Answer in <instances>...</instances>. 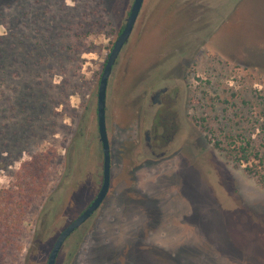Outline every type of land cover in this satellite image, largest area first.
I'll list each match as a JSON object with an SVG mask.
<instances>
[{
  "label": "rangeland",
  "instance_id": "rangeland-1",
  "mask_svg": "<svg viewBox=\"0 0 264 264\" xmlns=\"http://www.w3.org/2000/svg\"><path fill=\"white\" fill-rule=\"evenodd\" d=\"M132 2L0 0V189L36 152L59 156L19 264H46L101 184L98 84ZM165 86L181 129L150 163ZM261 99L264 0H144L109 78L112 183L56 264H264V188L223 151L256 137Z\"/></svg>",
  "mask_w": 264,
  "mask_h": 264
},
{
  "label": "trees",
  "instance_id": "trees-1",
  "mask_svg": "<svg viewBox=\"0 0 264 264\" xmlns=\"http://www.w3.org/2000/svg\"><path fill=\"white\" fill-rule=\"evenodd\" d=\"M261 101L264 104V99ZM259 116L263 120L258 124L255 138L252 134L227 135L223 151L233 166H242L244 173L264 188V109ZM58 159L51 146L36 152L21 163L8 187L0 189V264H19L24 223L48 190Z\"/></svg>",
  "mask_w": 264,
  "mask_h": 264
},
{
  "label": "water",
  "instance_id": "water-1",
  "mask_svg": "<svg viewBox=\"0 0 264 264\" xmlns=\"http://www.w3.org/2000/svg\"><path fill=\"white\" fill-rule=\"evenodd\" d=\"M144 0H133L130 10L123 28L118 35L117 39L113 43L112 49L107 57L103 71L101 73L98 90H97V130L99 142L101 143V149L103 153V180L101 188L96 198L90 203V205L78 215L71 223H69L57 236L55 242L48 254L46 264H55L58 254L65 243V241L76 231L90 222L100 208L104 201L110 186V146L107 139L106 124H105V106H106V90L108 86L109 78L112 74V69L118 59L123 47L128 43L132 34L134 26L139 17Z\"/></svg>",
  "mask_w": 264,
  "mask_h": 264
},
{
  "label": "flooded vegetation",
  "instance_id": "flooded-vegetation-1",
  "mask_svg": "<svg viewBox=\"0 0 264 264\" xmlns=\"http://www.w3.org/2000/svg\"><path fill=\"white\" fill-rule=\"evenodd\" d=\"M109 84V81H108ZM108 90V86H107ZM107 90H106V100H107ZM153 106H156V114L155 119L153 121V128L151 133L144 132V138L146 142V148L150 158L153 160L148 159L151 163L155 162L158 159H162L166 156V153L163 151L165 146L170 144L175 136L179 133L181 129L180 124V116L177 111V102L179 100V92L176 87L169 88L165 86L163 88L158 89L154 94L149 96ZM96 108H97V101H96ZM106 106H105V124H106ZM96 120H97V112H96ZM106 132H107V125H106ZM108 139V135H107ZM97 140L100 145V161L102 163L101 167V184L97 189V192L93 193L92 199L89 204L84 207V209L79 213V215L90 205V203L96 198L103 180V153L101 149V143L99 142L98 137V130H97ZM109 142V140H108ZM112 152L110 150V186L112 183ZM109 186V189H110ZM103 203V202H102ZM77 231V230H76ZM75 231V232H76ZM74 232V233H75ZM54 244V243H53ZM64 245V244H63ZM53 246V245H52ZM52 248V247H51ZM57 260V259H56ZM56 264V263H55Z\"/></svg>",
  "mask_w": 264,
  "mask_h": 264
}]
</instances>
